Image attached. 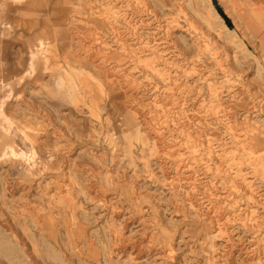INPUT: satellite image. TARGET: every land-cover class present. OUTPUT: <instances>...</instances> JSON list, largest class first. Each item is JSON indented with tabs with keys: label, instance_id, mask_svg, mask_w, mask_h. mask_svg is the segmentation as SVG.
<instances>
[{
	"label": "rangeland",
	"instance_id": "1",
	"mask_svg": "<svg viewBox=\"0 0 264 264\" xmlns=\"http://www.w3.org/2000/svg\"><path fill=\"white\" fill-rule=\"evenodd\" d=\"M0 264H264V0H0Z\"/></svg>",
	"mask_w": 264,
	"mask_h": 264
},
{
	"label": "bare ground",
	"instance_id": "2",
	"mask_svg": "<svg viewBox=\"0 0 264 264\" xmlns=\"http://www.w3.org/2000/svg\"><path fill=\"white\" fill-rule=\"evenodd\" d=\"M156 2H160L161 0H154ZM254 3V2H253ZM6 7V6H5ZM139 7V6H138ZM110 19H113V23L110 24L109 20ZM120 17L116 14V13H111L110 15L106 16L105 18H97V21L100 23V24H104L105 26H109V28L113 31L117 30L118 29V22L120 21ZM143 19V18H142ZM146 19V18H145ZM42 32V31H41ZM86 35V34H85ZM126 35V34H125ZM42 36V35H41ZM90 36V35H89ZM40 42V41H39ZM128 42V41H127ZM137 46V45H136ZM57 47V46H56ZM167 47V46H166ZM54 49V48H53ZM138 49H141L143 50L142 47L138 48ZM173 55V54H172ZM171 58V57H170ZM81 62V61H80ZM143 68L146 70V71H149L150 73L154 74V75H159V72H158V69H155L156 66L153 65V62L152 60L150 59H146L143 63ZM21 135V134H20ZM11 137V136H10ZM15 138V137H14ZM19 139V138H18ZM14 141V140H13ZM16 141V139H15ZM17 160V159H16ZM31 163V162H30Z\"/></svg>",
	"mask_w": 264,
	"mask_h": 264
},
{
	"label": "water",
	"instance_id": "3",
	"mask_svg": "<svg viewBox=\"0 0 264 264\" xmlns=\"http://www.w3.org/2000/svg\"><path fill=\"white\" fill-rule=\"evenodd\" d=\"M220 12H221V11H220ZM222 15H223V17L226 19L228 25H229L230 27H232L233 24H232V22L229 20V18H228L225 14H223V13H222Z\"/></svg>",
	"mask_w": 264,
	"mask_h": 264
}]
</instances>
